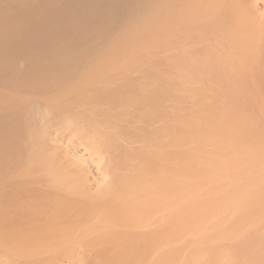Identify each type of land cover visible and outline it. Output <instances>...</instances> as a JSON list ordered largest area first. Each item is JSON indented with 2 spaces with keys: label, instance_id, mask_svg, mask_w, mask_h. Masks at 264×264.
Segmentation results:
<instances>
[{
  "label": "bare ground",
  "instance_id": "obj_1",
  "mask_svg": "<svg viewBox=\"0 0 264 264\" xmlns=\"http://www.w3.org/2000/svg\"><path fill=\"white\" fill-rule=\"evenodd\" d=\"M0 264H264V0H0Z\"/></svg>",
  "mask_w": 264,
  "mask_h": 264
}]
</instances>
